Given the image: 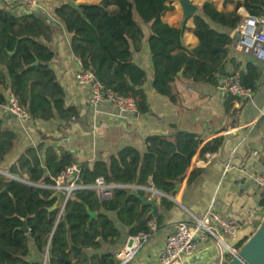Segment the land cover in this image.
Returning a JSON list of instances; mask_svg holds the SVG:
<instances>
[{"label":"trees","instance_id":"obj_1","mask_svg":"<svg viewBox=\"0 0 264 264\" xmlns=\"http://www.w3.org/2000/svg\"><path fill=\"white\" fill-rule=\"evenodd\" d=\"M175 1L63 3L53 14L71 35V51L83 68L92 71L106 89L133 98L138 114L143 115L150 110L144 87L148 75L135 61V54L141 52L145 40L151 54L153 89L176 102L178 79L217 84L218 77L229 74V62L237 68L235 59L229 57L235 41L230 32L241 21L239 8L253 16H264V0H225V4L234 5L230 13L205 2L193 17V33L200 43L189 50L183 44L186 25L175 28L163 21L165 15L175 12ZM57 29L48 15L21 4L0 3V104H7L10 94L32 120H59L66 129L79 119V110L67 105L66 91L52 67L56 53L50 45ZM248 67V74H241V82L254 89L258 74L252 64ZM16 137L13 131L0 129V162L13 149ZM145 142L144 153L126 146L109 159L93 163L79 162L64 147L44 148V143L24 150L9 168L10 175L17 178L0 174V264H44L47 251L48 264H118L115 247L123 239L125 244L131 236L149 234V223L154 219L152 207L143 206L131 193L132 187L140 188L141 196L147 193L141 187L152 185L174 196L177 183L185 178L202 144L196 134L185 131L170 137L151 135ZM219 144L213 140L201 153L214 152ZM73 164L81 168L80 188L73 192L60 216L58 210H51L55 200L49 186ZM97 178L117 185L110 199H102L93 187ZM194 178L192 173L189 182ZM8 181L9 192H3ZM261 204L264 207V197ZM162 206L170 210L174 204L163 198ZM89 211L96 214L94 218ZM162 218L158 217V223ZM25 225L28 233L22 230ZM34 250L36 259L31 260Z\"/></svg>","mask_w":264,"mask_h":264},{"label":"crops","instance_id":"obj_2","mask_svg":"<svg viewBox=\"0 0 264 264\" xmlns=\"http://www.w3.org/2000/svg\"><path fill=\"white\" fill-rule=\"evenodd\" d=\"M101 1L42 0L34 9L48 15L58 26L50 45L56 53L52 67L66 91L67 105L78 108L79 119L65 129V125L59 120H20L9 113L7 104H0V129L11 130L17 136L13 149L0 162V174L11 176L9 168L24 150L37 147L40 143H44V148L52 145L64 147L79 162L93 163L98 159H109L126 146H132L144 153L146 138L151 135L170 137L180 131L190 132L196 134L202 144L185 178L177 183L176 194L171 196L162 192L166 195L163 196L153 185L149 188L141 187L147 192L148 200L155 201L158 213L153 215L154 219L149 223L148 238L141 243L134 259L128 264H161L160 251L177 224L182 221L194 222L201 218L214 200L217 210L223 216L238 219L242 223V230L248 229L254 233L264 218V207L261 204L264 195L253 179V175L264 173V62L239 51L235 47V30L231 31L230 35L235 41L229 58L235 59L238 66L232 67L229 62V74H236L241 78V74H248V64L256 67L258 78L252 100H241L240 106L236 108L235 101L224 97L219 89L225 76L223 75L218 77L217 84L208 80L178 79L175 85L177 101L172 102L169 98L158 95L153 89L151 54L145 40L141 52L135 54V61L148 75L144 87L150 105L149 112L143 115H121L110 105L93 108L88 104L87 92L76 81L79 59L71 51V35L55 18L53 11L58 4H99ZM200 1V8L205 2H211L221 12L234 11V5L225 4V0ZM174 7L175 12L165 15L163 21L171 27L179 28L182 25L183 12L175 5ZM185 25L183 44L189 50L195 49L200 42L193 33V19L188 20ZM143 28L147 34L148 29L145 26ZM215 28L223 31L219 26ZM187 87L191 90L187 91ZM61 125L64 129H60ZM43 136L48 138L43 139ZM213 140H219L218 150L202 154L204 146ZM207 154H214L215 157L208 159ZM192 173H195V178L189 182ZM24 178L28 180L26 175ZM163 198L174 204L170 210L163 208ZM161 215L162 221L158 223ZM124 245L123 239L114 249L116 254ZM206 246L203 245L202 248ZM47 252L44 264H48ZM36 255L34 250L31 260H35Z\"/></svg>","mask_w":264,"mask_h":264},{"label":"built area","instance_id":"obj_3","mask_svg":"<svg viewBox=\"0 0 264 264\" xmlns=\"http://www.w3.org/2000/svg\"><path fill=\"white\" fill-rule=\"evenodd\" d=\"M41 1L0 0L7 6L21 4L24 8L31 10L37 8ZM238 14L241 21L235 29V47L243 54L264 62V17L253 16L244 7L239 8ZM51 21L56 23L52 18ZM77 64L76 81L79 87L87 92L88 104L91 107L98 108L101 105H110L121 115L138 113L137 104L133 98L106 89L96 79L92 71L83 68L80 60L77 61ZM219 89L224 97L235 101L236 108L240 106L241 100H252L254 95V90L243 86L240 76L236 74L225 75ZM186 90L190 91L191 88L187 87ZM7 106L9 113L16 118L20 120L30 118L27 110L19 105L14 96H10ZM262 115L264 116V110ZM214 157V154H207L208 159ZM80 172L81 168L78 164L69 166L57 178H54V185L49 186V188L54 191H63L66 199H70L73 192L80 188L78 183ZM11 176L17 178L14 175ZM253 179L259 191L264 195V173L253 175ZM116 186L113 183L106 184L103 178H97L93 187L102 199L107 200L112 197ZM240 230H242V223L238 219L223 216L217 210L214 200L201 218L194 222L182 221L177 224L174 232L164 242L159 259L161 264H184L183 259L199 252L203 249V245H216L220 249V253L216 261L211 264H228L238 252L237 248L229 246V241L236 237ZM148 236V234H140L129 237L122 250L116 255L118 264L130 263L137 254L141 243ZM223 247L228 249V253L222 251ZM200 264L208 263L204 261Z\"/></svg>","mask_w":264,"mask_h":264},{"label":"water","instance_id":"obj_4","mask_svg":"<svg viewBox=\"0 0 264 264\" xmlns=\"http://www.w3.org/2000/svg\"><path fill=\"white\" fill-rule=\"evenodd\" d=\"M179 2L183 12L182 25H185L188 20L193 19L200 7L193 4L190 0H179ZM37 63L38 60H36L35 64ZM182 74L183 72H180L179 76ZM7 100H10V96H7ZM9 185L10 181L6 182V187L3 192H9ZM139 189L140 188L138 187H132L131 193L138 196L143 206H151V216H156L158 213V207L156 206L155 201L148 200L147 194L141 196L138 192ZM159 193L166 196L165 194H162V192ZM51 199L55 200V204L52 206L51 210H58L61 216L69 199H66L64 192L59 190L54 191ZM89 213L92 218L96 215L91 211H89ZM22 230L27 233L29 232L27 225H25ZM241 242H244L243 245L238 249L237 255L233 256L228 264H264V218L254 233L249 232L248 229L240 230L237 236L229 241V246L231 248H236ZM222 251L228 253L227 248L223 247ZM219 253L220 249L216 245H210L204 247L193 256L184 258L183 263L200 264L207 261L208 264H211L216 261Z\"/></svg>","mask_w":264,"mask_h":264},{"label":"rangeland","instance_id":"obj_5","mask_svg":"<svg viewBox=\"0 0 264 264\" xmlns=\"http://www.w3.org/2000/svg\"><path fill=\"white\" fill-rule=\"evenodd\" d=\"M190 1H191L193 4L198 5V6L200 7V3H201L200 0H190ZM174 5L176 6V8H177L178 10H180V12H182V8H181V5H180L179 0H176L175 3H174Z\"/></svg>","mask_w":264,"mask_h":264}]
</instances>
